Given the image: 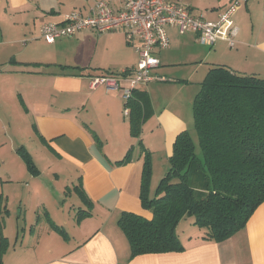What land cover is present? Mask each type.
<instances>
[{"label": "crops", "instance_id": "0c3cea01", "mask_svg": "<svg viewBox=\"0 0 264 264\" xmlns=\"http://www.w3.org/2000/svg\"><path fill=\"white\" fill-rule=\"evenodd\" d=\"M71 1L74 4L69 9L67 3ZM71 1L0 0V37H6L0 41L9 40V43L26 36L30 40L39 39L40 27L44 23L62 22L65 15L74 10L89 16L98 0ZM106 1L115 13L122 9V0ZM172 1L180 2L195 15L203 14L206 19L215 21L232 0ZM233 18L238 27L236 45L231 47L227 40L220 39L214 45V51L207 52L205 58L212 57L214 61L211 64L223 63L240 73L264 76V0H247L241 3ZM83 31H86L84 38L87 40L82 48L85 50L93 34L87 32L90 29ZM112 32H115L112 37L119 41L122 50L118 57L115 53L114 59L104 66L114 72L136 66L138 53L135 46L128 42L125 31L117 29L110 31ZM167 32L170 46L174 42L178 47L183 40L200 43L195 32L182 34L176 27H168ZM107 34L109 32L102 35ZM40 41L37 43H41ZM34 42L27 48L35 47ZM56 43L57 41L48 45ZM188 44L189 42L186 45ZM80 62L86 64L84 55ZM90 64L93 67L102 66L97 61ZM158 67L153 68L152 72ZM102 71L79 67L61 70L38 68L36 72L30 69L16 71L29 75L26 79L29 80L27 85L30 87L16 85L14 91H18L30 115L17 118L9 112L2 118V122L6 123L5 119L8 120L7 129L12 132L15 129L14 133L20 139H17L18 145H25L26 138H29L19 133L23 129L28 134L34 133L31 137L38 136L43 146L39 155L45 161V164H37L36 157L31 152L33 170L38 176L41 177L49 167H54V170H62L63 166L73 168L77 175H73L66 186H74L78 190L79 199L58 195L55 209L39 201L38 210L44 208L47 217L33 209L25 217V224L16 220L11 229L1 226L0 214V248L4 245V239L7 242L0 264H264V202L244 228L224 240L206 239L208 229L197 234L181 233L179 236L184 245L181 251L131 257L129 241L118 220L122 212L152 217V212L143 206L140 198L147 158L145 148L152 155L159 154L162 150L166 157L163 162L168 161L170 168V157L177 135L182 131H189L193 124L188 112L194 99L192 101L190 93L184 94L187 84L183 81H187L186 79H163L152 75L155 79L140 85L136 95L144 99V118L138 139L132 133L131 114H125L126 102L122 91H107L103 86L92 88V76L100 75ZM33 77L34 80L30 81ZM48 89L58 95L54 99L46 97ZM27 96H31V100H27ZM2 99L9 107L7 99L0 96V108ZM145 129L149 131L148 139L145 137ZM139 140H142V147L138 146ZM124 159L126 160L121 161ZM53 160H62L63 164L51 162ZM156 164L154 159L153 165ZM169 168L165 167V171ZM159 176L151 181V192H154L162 178V175ZM1 189L2 179L0 192ZM1 196L2 194L0 202ZM6 206L10 213L9 199ZM84 211L90 214L84 215ZM185 219L179 222L178 233L182 228L192 229L188 226L181 227ZM185 221L194 225L190 219Z\"/></svg>", "mask_w": 264, "mask_h": 264}, {"label": "trees", "instance_id": "16d2710c", "mask_svg": "<svg viewBox=\"0 0 264 264\" xmlns=\"http://www.w3.org/2000/svg\"><path fill=\"white\" fill-rule=\"evenodd\" d=\"M107 73L116 72L102 74ZM137 94L138 88L125 107L132 133L139 137L144 99ZM193 114L202 156L190 132L179 133L170 168L154 192L151 162L146 158L144 164L140 198L152 217L134 212L119 217L131 257L183 250L177 226L185 218L207 228V238L224 240L244 228L264 202V76L211 67L194 97ZM3 243L0 259L7 247Z\"/></svg>", "mask_w": 264, "mask_h": 264}, {"label": "rangeland", "instance_id": "374dc122", "mask_svg": "<svg viewBox=\"0 0 264 264\" xmlns=\"http://www.w3.org/2000/svg\"><path fill=\"white\" fill-rule=\"evenodd\" d=\"M73 4L72 1L67 3L69 9ZM83 30L73 36H63L62 38H58L55 45H48L49 43H47L42 37L30 40L31 38H27L26 36L20 39L16 38L15 41L9 43H7L9 40L3 42L0 41V71H4L0 73L2 74L0 76V96L7 99L9 104V107H7V103L5 104L4 99H2V108H0V179H2V189L0 194L3 196H1L2 199L0 203L2 204L0 206V214L2 216L1 226L3 228H13L16 220L25 224V217L31 214L33 209L35 211L38 210L39 201L45 202L49 207L55 209L58 195L68 197L69 199L73 197L77 200L79 199L78 190H75L74 186L72 188L66 186V182L71 180L73 175V177L77 175L76 171L73 168H64V166L62 170H54V167H49L43 172L41 177L38 176L33 170L31 158L32 152L36 157L37 164H45V161L42 160L44 159L43 156L39 155L40 148L43 149V146L40 143L38 136L35 135V137H31L34 133L28 134L27 132H24L23 129L22 132L19 131V133L29 138H26L25 145H18V134L16 132L14 133L15 129H13V132L10 129H7L9 127L8 120L5 119V123L2 122V118L7 115L6 113L9 114V112H11V116L17 118L22 115H30L29 109H27L24 100L18 94V91H14L16 85L30 87L27 85L29 80L26 79L29 75L18 73L16 71L30 69L36 72L38 68L46 69L47 67H50L51 70H61L79 67L85 70L101 72L103 68L108 67L104 65L114 59L115 53L118 57L119 52L122 50V46L118 40L113 39L112 35H114L113 33L115 32H109L107 35H102L97 31L90 29V31L87 32L93 34V38L88 41L90 43L85 46V50H82L83 45L87 42L84 38L86 31ZM5 38L6 37H0V39ZM25 39H28V41H24ZM38 41L41 43H37ZM33 42L36 48H27L28 45ZM188 42L189 44L186 45ZM212 51H214V46L210 47L201 42L194 43L192 40H183V43L179 44L178 47L172 42L170 48L164 49L158 53L162 64L157 70H154L153 72L151 71V74L161 76L163 79H186L187 81H183V83L187 84V89L184 94L189 95L190 93L193 101L195 95L200 90V82L204 80L210 68L216 65H224L223 63L217 64V62L211 64V61H214L213 58H205L206 53ZM82 55L85 57V65L80 62ZM93 61L101 63L102 66L93 67L90 64ZM110 69L107 68L104 70L111 71ZM201 70L202 73H204L202 75ZM32 80H34V77L30 81ZM43 94L45 95V93ZM56 95L58 94L54 91H49V89L46 90V97L54 99ZM37 98L40 97L37 96ZM27 100H31V96H27ZM188 113L193 120V124L190 126L189 131L196 143L197 153L202 156L194 125L193 102ZM99 119L101 120L102 118L99 117ZM17 124L18 123H15V125ZM12 126L14 128L13 123ZM148 133L149 131L145 129L146 139H148ZM137 138L139 139V137ZM115 142L116 141H114V144ZM14 145H16V154L14 153ZM138 146L142 147V140H139ZM145 152L148 160L151 162V181L153 179L156 180L158 179L157 177H160L159 175H164L167 171H165V167L168 166L169 168V163L168 161L163 162V160H166V157L162 150V154L153 153L152 155V152L147 148H145ZM27 155L31 158L30 162L25 157ZM154 159L155 162L157 161L156 165H153ZM51 162H62L63 164L62 160H53ZM163 166L165 167L163 168ZM55 185L56 188L54 187ZM8 199L10 203V213L6 210ZM38 212L43 213L45 218L47 217L46 211L44 213V208L39 209ZM185 220L181 227L188 226L192 229L183 230L182 228V231L179 232L180 235L181 233L197 234L207 231V228L198 225H190V223H187ZM206 239L211 240L207 237Z\"/></svg>", "mask_w": 264, "mask_h": 264}, {"label": "built area", "instance_id": "2783aa9c", "mask_svg": "<svg viewBox=\"0 0 264 264\" xmlns=\"http://www.w3.org/2000/svg\"><path fill=\"white\" fill-rule=\"evenodd\" d=\"M246 1L232 0L218 20L213 21L203 14H193L180 2L172 0H122V9L117 13L106 0H98L89 16L74 10L67 13L62 22L44 23L40 36L52 44L60 37L73 36L83 29H93L100 34L123 29L138 53L136 66L92 76L91 86H103L107 91L121 90L123 99L128 102L133 90L155 79L151 71L160 65L157 52L170 47L168 27H176L182 34L195 32L199 41L209 46L224 39L234 47L238 27L233 17L238 6ZM129 113L130 109L125 107V114Z\"/></svg>", "mask_w": 264, "mask_h": 264}]
</instances>
